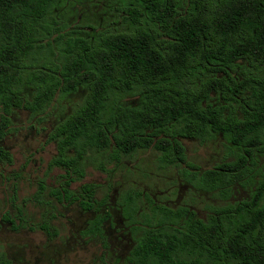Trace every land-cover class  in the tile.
Returning a JSON list of instances; mask_svg holds the SVG:
<instances>
[{"label": "trees", "instance_id": "trees-1", "mask_svg": "<svg viewBox=\"0 0 264 264\" xmlns=\"http://www.w3.org/2000/svg\"><path fill=\"white\" fill-rule=\"evenodd\" d=\"M67 1L0 0V164L13 162L3 143L17 110L38 117L82 92L49 136L58 150L50 167L65 171L51 192L60 203L97 209L96 185L70 189L91 153L119 163L153 148L161 169L181 168L225 200L257 170L248 199L206 219L139 191L120 206L135 241L128 264H264V0H102L115 25L86 32L59 17ZM127 96L137 103L123 104ZM219 137L234 161L205 171L188 161L184 139ZM108 218L99 214L86 234L103 237Z\"/></svg>", "mask_w": 264, "mask_h": 264}, {"label": "rangeland", "instance_id": "rangeland-1", "mask_svg": "<svg viewBox=\"0 0 264 264\" xmlns=\"http://www.w3.org/2000/svg\"><path fill=\"white\" fill-rule=\"evenodd\" d=\"M58 15L70 29L90 30L114 26L116 15L107 12L102 0H69L60 6ZM84 93L57 97L45 115L34 117L20 109L12 116V125L4 139L13 162L0 164V258L12 264H127L128 248L132 245L130 231L125 232V219L120 206L122 194L139 191L159 205L185 207L206 219L212 209L248 199L255 182L236 185L232 196L225 200L218 191L207 192L185 180L181 168L161 169L159 153L151 148L124 156L119 163L108 156L91 153L85 162V177L70 189L79 192L85 184L96 185L97 209L85 212L75 202L60 203L51 194L60 187L65 171L50 167L57 156L50 132L57 121L65 117ZM136 97L127 96L123 104L134 105ZM188 161L201 171L236 158L225 138L204 143L184 139ZM252 180V181H251ZM41 185L46 190L41 192ZM144 199L141 210H147ZM102 214L109 216L104 224V236L86 234L90 222ZM45 226L49 231L45 230Z\"/></svg>", "mask_w": 264, "mask_h": 264}, {"label": "flooded vegetation", "instance_id": "flooded-vegetation-1", "mask_svg": "<svg viewBox=\"0 0 264 264\" xmlns=\"http://www.w3.org/2000/svg\"><path fill=\"white\" fill-rule=\"evenodd\" d=\"M144 195H148V194H145V193H143ZM156 205H159V204H156ZM164 206H166V205H164ZM167 207H169V206H167ZM122 209V208H121ZM90 212V211H89ZM97 217V216H96ZM96 219V218H95ZM126 221V220H125ZM125 224H126V222H125ZM103 229H104V226H103ZM130 231V236L132 237V239H131V242H132V245L128 248V254H127V259H126V261H127V264H128V258H129V256H130V254H131V252H132V250H133V248L135 247V241H134V237H133V234H132V232H131V230H130V227L129 226H127V224H126V227H125V232H127V231ZM128 233V232H127Z\"/></svg>", "mask_w": 264, "mask_h": 264}]
</instances>
